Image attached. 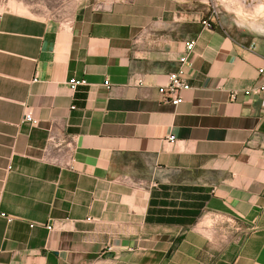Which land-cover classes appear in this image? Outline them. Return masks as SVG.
<instances>
[{
	"label": "crops",
	"instance_id": "obj_1",
	"mask_svg": "<svg viewBox=\"0 0 264 264\" xmlns=\"http://www.w3.org/2000/svg\"><path fill=\"white\" fill-rule=\"evenodd\" d=\"M103 2L0 12V264H264V20Z\"/></svg>",
	"mask_w": 264,
	"mask_h": 264
},
{
	"label": "rangeland",
	"instance_id": "obj_2",
	"mask_svg": "<svg viewBox=\"0 0 264 264\" xmlns=\"http://www.w3.org/2000/svg\"><path fill=\"white\" fill-rule=\"evenodd\" d=\"M106 0H0V12L15 11L42 19L65 20L84 4L99 5ZM210 16L216 3L219 16L215 22L229 32L242 34L252 20H264V0H191ZM262 4V5H260ZM249 25V26H250Z\"/></svg>",
	"mask_w": 264,
	"mask_h": 264
},
{
	"label": "built area",
	"instance_id": "obj_3",
	"mask_svg": "<svg viewBox=\"0 0 264 264\" xmlns=\"http://www.w3.org/2000/svg\"><path fill=\"white\" fill-rule=\"evenodd\" d=\"M218 16H219V10L217 8V4L212 2L210 16L209 18H205L203 20V23L206 25H211L212 22H214L216 18H218ZM195 45H196V39L192 38L186 41V45H185L186 53L180 59L182 64L181 68L178 71L171 72L169 74V82L161 88L162 99L165 102L172 103L173 105L179 104L180 102L183 101V95H182L183 91L190 88V84L188 83L187 79L184 76L183 66L189 63L188 55L194 49ZM261 71L263 70L261 69ZM83 84H86L85 79L71 78L69 80V85L72 91H75L78 86ZM244 93L246 95L249 94L259 95L264 105V84L261 86H256L247 89L244 91ZM25 120L35 123L36 120L34 119L33 114L30 110L27 111L25 115ZM171 138L173 139L174 137L171 136Z\"/></svg>",
	"mask_w": 264,
	"mask_h": 264
},
{
	"label": "trees",
	"instance_id": "obj_4",
	"mask_svg": "<svg viewBox=\"0 0 264 264\" xmlns=\"http://www.w3.org/2000/svg\"><path fill=\"white\" fill-rule=\"evenodd\" d=\"M212 25V24H211Z\"/></svg>",
	"mask_w": 264,
	"mask_h": 264
}]
</instances>
